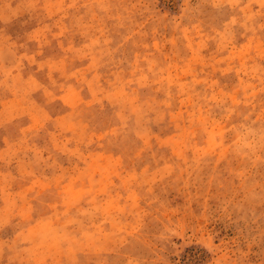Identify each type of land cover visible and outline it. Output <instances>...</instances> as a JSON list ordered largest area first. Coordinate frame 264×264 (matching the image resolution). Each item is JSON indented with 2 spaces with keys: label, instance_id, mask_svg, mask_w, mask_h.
<instances>
[{
  "label": "rangeland",
  "instance_id": "374dc122",
  "mask_svg": "<svg viewBox=\"0 0 264 264\" xmlns=\"http://www.w3.org/2000/svg\"><path fill=\"white\" fill-rule=\"evenodd\" d=\"M0 264H264V0H0Z\"/></svg>",
  "mask_w": 264,
  "mask_h": 264
}]
</instances>
